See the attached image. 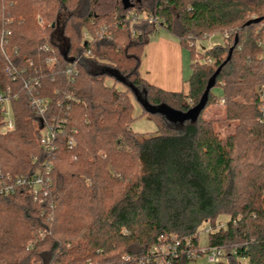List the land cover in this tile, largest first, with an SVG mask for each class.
<instances>
[{
	"label": "trees",
	"instance_id": "trees-1",
	"mask_svg": "<svg viewBox=\"0 0 264 264\" xmlns=\"http://www.w3.org/2000/svg\"><path fill=\"white\" fill-rule=\"evenodd\" d=\"M135 10L160 23L143 20L131 26L127 17ZM263 23L264 0H141L130 10L121 0H0V88L11 86L17 94L12 132L4 129L0 106V173L30 176L38 168L33 159L44 158L25 77L13 82V74L25 69V76L36 75L41 95L54 100L57 89L70 93L68 129L77 131L75 149L63 145L54 166L52 237L27 250L34 234L47 226L41 206L25 189L0 198V264H122L123 255L132 258L128 264H138L161 236L198 247L201 233L207 247L225 249L220 264H264V109L259 94L264 52L258 46ZM106 25L107 34L97 38ZM160 29L190 53L187 92L159 89L139 73L144 47ZM225 31L224 44L203 55L197 52L198 39ZM119 38L125 48L115 45ZM45 45L53 49L57 65L44 64L50 55L40 49ZM232 47V58L214 87L221 94L211 91L208 104L214 98L223 101L227 119L243 125L235 134L221 137L215 123L203 118L205 110L195 122L176 125L144 107L187 113ZM86 51L91 56L81 60L78 76L69 83L62 69ZM99 59L116 63L125 75ZM106 78L114 84H106ZM116 83L156 120L157 135L131 130L133 104ZM238 143L243 157L261 155L254 174L250 164L242 166L246 173L235 166ZM192 261L179 257L164 264Z\"/></svg>",
	"mask_w": 264,
	"mask_h": 264
},
{
	"label": "built area",
	"instance_id": "built-area-1",
	"mask_svg": "<svg viewBox=\"0 0 264 264\" xmlns=\"http://www.w3.org/2000/svg\"><path fill=\"white\" fill-rule=\"evenodd\" d=\"M143 20L147 21L149 24L158 25L160 23L159 19L154 16L142 19L141 16L138 15L131 20V26ZM37 24L41 28H44V22L39 16L37 17ZM105 28H101L100 32L96 34L97 38L101 39L107 34V29ZM262 29L264 30V23L262 24ZM7 34L9 35L10 33ZM133 34H135V32ZM223 35L224 39L229 37L227 31H225ZM84 36L87 40H94L88 33H85ZM204 37H208V35ZM258 46L262 48L264 52V33L258 42ZM40 49L50 54L44 60L46 66L52 67L58 64L57 58L53 55L54 51L52 48H48V46L45 45ZM90 56L91 52L86 51L78 58L73 59L62 69L61 75L64 76L69 83H73L78 76V67L81 60L83 58H89ZM207 62H210V60ZM25 74V69L13 74L12 81L15 82L20 76L25 77L23 79L24 88L29 95L30 106L36 115L34 127L40 133L39 146L44 154V158L40 159L39 157H35L33 159V161L38 164V168L37 171L30 176L12 177L10 175L3 176V174L0 173V198L13 196L17 194L18 191L25 189L32 197L33 202L41 206V216L45 218L47 226L35 233L33 239L28 243L27 250H33L36 245L45 242L48 238L53 236L55 204L51 197V190L54 166L57 160V154L63 145L66 144L70 151L75 149L76 143L74 136L77 134V131L71 129L69 132L68 129V122L71 118V102L73 101L71 94L67 91L63 92L57 89L54 92L57 97L56 100L49 96L41 95L40 90L42 83L40 78L36 75L25 76ZM259 94L261 108L264 109V85L259 89ZM16 99L17 94L13 93L11 86L0 88L1 116L6 132H12L15 128L12 101ZM10 110H12L11 114L9 113ZM69 133L71 136L68 140H65L66 135ZM73 160H76V156L73 157ZM203 254H208V262L210 264H220L224 260L225 249L218 247H201V245L194 247L190 240H185L183 243L173 236H161L158 240V244L150 250L149 254L144 258H140L137 262H139L138 264H164L168 263L171 258L179 257H185L190 261H195L196 258ZM131 261L132 258L129 255H123L120 262L122 264H128Z\"/></svg>",
	"mask_w": 264,
	"mask_h": 264
},
{
	"label": "rangeland",
	"instance_id": "rangeland-1",
	"mask_svg": "<svg viewBox=\"0 0 264 264\" xmlns=\"http://www.w3.org/2000/svg\"><path fill=\"white\" fill-rule=\"evenodd\" d=\"M135 5L137 6L138 4L135 2ZM141 16V18H146L147 14L144 12H138L137 10L131 12L128 15V19L127 20H132L133 18H135L136 16ZM106 27V28H105ZM102 28L105 29H109L110 25H106L103 26ZM111 30H113V28H111ZM168 32L164 29H160L157 33L158 34H164V33ZM165 33V34H166ZM110 34V33H109ZM164 34V35H165ZM224 44V35L221 32H216L213 34H209L208 37H203L200 38L196 41V43L194 44L195 49L198 51V53L200 55H203L207 50L217 46V45H222ZM117 47L118 46H122V47H126V43L125 41H123L122 38H119L117 41V44H115ZM126 54H128L129 56H132V54L134 53L133 50H125ZM101 64L110 68H114V69H118V65L116 63H113L109 60H101L99 59ZM120 70V69H118ZM120 72L122 74H124L123 70H120ZM125 75V74H124ZM106 84H114V81H112L110 78H106L104 79ZM115 87L118 90H122L125 91L126 94L130 97L132 104H133V121L131 123V130L139 136H155L158 134L159 132V127L158 124L156 122V120L151 117L148 114H144L142 106L139 104V102H137V100L135 98H133L132 94L128 91V89H126L123 85L116 83ZM185 92H187V87H185ZM212 92L216 95L221 94V89L220 88H214L212 90ZM9 110V109H8ZM9 113H12V110L9 111ZM203 118L206 120H210L212 122L215 123L216 129L218 131V133L220 134L221 137H225L228 134H235L237 129L242 127V123H240L239 121H233V120H229L227 119L226 116V112H225V104L223 103V101L219 100V99H212L211 102H209L207 108L205 109L204 113H203ZM8 119V118H6ZM173 124H184L183 120L181 119H177L174 118V120L172 121ZM248 126V124H247ZM239 142V141H238ZM256 146V145H255ZM243 149L240 150V146L239 143L237 145V150L234 153V161H235V166H237L238 170L242 168L243 165L245 164H250V172L252 171V173L254 174L257 171V167H255V165H258L259 160L261 158V155H259L257 158L254 159V155L252 154L249 158L247 157H243ZM242 173H246V170L244 169V167L242 168ZM222 220V218H220ZM206 226H204L203 228H205ZM202 228V229H203ZM199 243L201 245V247H207V240H206V236L205 233H201L199 235ZM189 264H210L208 262V254H203L201 256H199L198 258L195 259V261L190 262ZM242 264H248V262L246 260H244L242 262Z\"/></svg>",
	"mask_w": 264,
	"mask_h": 264
},
{
	"label": "crops",
	"instance_id": "crops-1",
	"mask_svg": "<svg viewBox=\"0 0 264 264\" xmlns=\"http://www.w3.org/2000/svg\"><path fill=\"white\" fill-rule=\"evenodd\" d=\"M164 34H155L144 47L139 73L146 82L159 89L185 92L192 73L190 53L178 38Z\"/></svg>",
	"mask_w": 264,
	"mask_h": 264
},
{
	"label": "water",
	"instance_id": "water-1",
	"mask_svg": "<svg viewBox=\"0 0 264 264\" xmlns=\"http://www.w3.org/2000/svg\"><path fill=\"white\" fill-rule=\"evenodd\" d=\"M122 2V6L124 8V10H130L133 9L135 7V2L137 4H139L141 2V0H121ZM262 19H258L254 22H261ZM253 22H250L249 24H252ZM238 43V38L235 39V44L234 46ZM234 51V47H232L229 51L228 57L225 60V62L219 66V68L216 70V72L212 75V77L209 79L208 83H207V87L206 90L203 94V96L201 97L199 103L192 108L191 110H189L187 113H181L178 111H174L171 110L167 107H161L159 109L145 105L144 107L151 113H161L163 115H165L171 122L174 120V118L177 119H181L183 120V122L185 121H193L195 122L198 117L201 115V113L205 110L207 104H208V100H209V94L212 91V89L216 86V82H217V78L220 75L223 67L226 65V63H228L231 58H232V54Z\"/></svg>",
	"mask_w": 264,
	"mask_h": 264
}]
</instances>
